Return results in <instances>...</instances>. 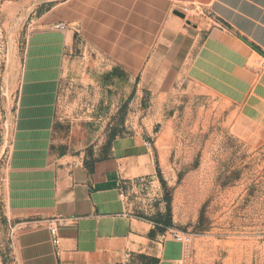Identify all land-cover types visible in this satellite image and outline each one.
I'll use <instances>...</instances> for the list:
<instances>
[{"label": "crops", "instance_id": "1", "mask_svg": "<svg viewBox=\"0 0 264 264\" xmlns=\"http://www.w3.org/2000/svg\"><path fill=\"white\" fill-rule=\"evenodd\" d=\"M191 3L207 16L174 14ZM58 22L69 29L53 28ZM75 32L155 101L185 68L196 82L210 78V87L223 73L227 101L239 104L251 86L248 59L264 55V0H61L26 38L6 165L13 234L6 264H185L182 243L127 208L128 189L155 171L147 133L117 137L113 153L91 167H61L51 158L59 82ZM235 128L264 131V73ZM56 218L57 246L47 226Z\"/></svg>", "mask_w": 264, "mask_h": 264}, {"label": "rangeland", "instance_id": "2", "mask_svg": "<svg viewBox=\"0 0 264 264\" xmlns=\"http://www.w3.org/2000/svg\"><path fill=\"white\" fill-rule=\"evenodd\" d=\"M59 1L0 0V264L9 260L13 235L5 185L22 54L37 19ZM262 60L255 53L248 59L243 103L227 101L223 73L210 87V78L196 82L185 68L155 101L127 73L115 76L75 32L59 82L51 158L61 167H88L113 153L117 137L147 133L155 171L128 189L129 212L166 237L189 233L185 264H264V131L235 128L264 73Z\"/></svg>", "mask_w": 264, "mask_h": 264}, {"label": "built area", "instance_id": "3", "mask_svg": "<svg viewBox=\"0 0 264 264\" xmlns=\"http://www.w3.org/2000/svg\"><path fill=\"white\" fill-rule=\"evenodd\" d=\"M180 12H182L185 15L186 19H189L190 16L191 17L207 16L206 12L200 7V5L192 4V3L182 5ZM53 28L61 30V31H66L69 29V26L65 22H58L53 25ZM262 59L263 60L261 61V65L262 67H264V55H262ZM144 144L146 147L152 146V143L149 139H145ZM61 220L62 219L60 218H56V219L49 220L47 223V226H48V229L51 235V241L56 246L59 244V241H60V238L58 235V225ZM169 235L171 238L182 243L184 246H187L192 240V237L189 233L181 232L177 230H171L169 232Z\"/></svg>", "mask_w": 264, "mask_h": 264}, {"label": "water", "instance_id": "4", "mask_svg": "<svg viewBox=\"0 0 264 264\" xmlns=\"http://www.w3.org/2000/svg\"><path fill=\"white\" fill-rule=\"evenodd\" d=\"M174 14H176L177 16H179V17H181L182 19H184L185 18V15L182 13V12H180V11H174ZM186 22L188 23V24H191V21L190 20H186Z\"/></svg>", "mask_w": 264, "mask_h": 264}, {"label": "trees", "instance_id": "5", "mask_svg": "<svg viewBox=\"0 0 264 264\" xmlns=\"http://www.w3.org/2000/svg\"><path fill=\"white\" fill-rule=\"evenodd\" d=\"M112 71H113V73H114L115 76L122 75V72H123V71L118 70V69H115V68ZM88 167H91V166H88Z\"/></svg>", "mask_w": 264, "mask_h": 264}]
</instances>
